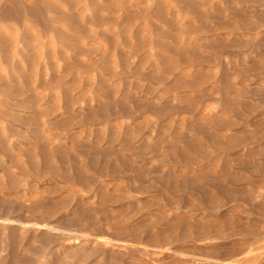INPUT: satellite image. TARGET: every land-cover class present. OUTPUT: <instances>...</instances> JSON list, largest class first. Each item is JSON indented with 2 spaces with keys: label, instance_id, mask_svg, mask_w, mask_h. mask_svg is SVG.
<instances>
[{
  "label": "rangeland",
  "instance_id": "374dc122",
  "mask_svg": "<svg viewBox=\"0 0 264 264\" xmlns=\"http://www.w3.org/2000/svg\"><path fill=\"white\" fill-rule=\"evenodd\" d=\"M0 264H264V0H0Z\"/></svg>",
  "mask_w": 264,
  "mask_h": 264
}]
</instances>
